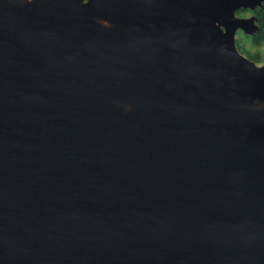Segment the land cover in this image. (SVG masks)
<instances>
[{"label":"water","instance_id":"95a60500","mask_svg":"<svg viewBox=\"0 0 264 264\" xmlns=\"http://www.w3.org/2000/svg\"><path fill=\"white\" fill-rule=\"evenodd\" d=\"M264 0H0V264H264Z\"/></svg>","mask_w":264,"mask_h":264},{"label":"rangeland","instance_id":"374dc122","mask_svg":"<svg viewBox=\"0 0 264 264\" xmlns=\"http://www.w3.org/2000/svg\"><path fill=\"white\" fill-rule=\"evenodd\" d=\"M263 4H262V6H263ZM238 11H239V13H241L243 15V17H247V18L254 17L251 13V11H253V10L240 9ZM236 16L239 17L240 15L236 14ZM255 25H257L256 22H255ZM238 31H240V36L238 37L240 40V46L237 45V48L242 54H240V52H238V53L241 56L250 59V61L252 63L255 62L256 64H258V63L264 62V43L255 44L252 40V35H247L246 33H244L241 30H238Z\"/></svg>","mask_w":264,"mask_h":264},{"label":"trees","instance_id":"16d2710c","mask_svg":"<svg viewBox=\"0 0 264 264\" xmlns=\"http://www.w3.org/2000/svg\"><path fill=\"white\" fill-rule=\"evenodd\" d=\"M251 13L257 19L258 26V31L252 35V40L255 44L264 43V4L262 8H255Z\"/></svg>","mask_w":264,"mask_h":264},{"label":"flooded vegetation","instance_id":"af4514ba","mask_svg":"<svg viewBox=\"0 0 264 264\" xmlns=\"http://www.w3.org/2000/svg\"><path fill=\"white\" fill-rule=\"evenodd\" d=\"M237 14L240 15L239 18H244V19L247 18V17H243V15L241 13H239V11L237 12ZM239 36H240V31H237L236 34H235V45H236V48H237V45L240 46V40L238 38ZM237 50H238V48H237ZM238 52H240V51L238 50ZM240 54H242V53L240 52ZM246 59H248V58H246ZM248 60L250 61V59H248ZM263 63L264 62H261V63H258V64L255 63V64H256V66H262Z\"/></svg>","mask_w":264,"mask_h":264}]
</instances>
